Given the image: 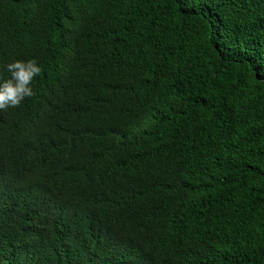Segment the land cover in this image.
Instances as JSON below:
<instances>
[{
  "label": "trees",
  "instance_id": "obj_1",
  "mask_svg": "<svg viewBox=\"0 0 264 264\" xmlns=\"http://www.w3.org/2000/svg\"><path fill=\"white\" fill-rule=\"evenodd\" d=\"M0 264H264V0H0Z\"/></svg>",
  "mask_w": 264,
  "mask_h": 264
},
{
  "label": "clouds",
  "instance_id": "obj_2",
  "mask_svg": "<svg viewBox=\"0 0 264 264\" xmlns=\"http://www.w3.org/2000/svg\"><path fill=\"white\" fill-rule=\"evenodd\" d=\"M10 78L0 83V110L18 107L25 98L35 95L31 87L35 77L42 72L35 59L16 60L7 65Z\"/></svg>",
  "mask_w": 264,
  "mask_h": 264
}]
</instances>
